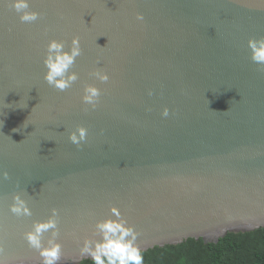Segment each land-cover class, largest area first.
<instances>
[{
	"label": "water",
	"instance_id": "obj_1",
	"mask_svg": "<svg viewBox=\"0 0 264 264\" xmlns=\"http://www.w3.org/2000/svg\"><path fill=\"white\" fill-rule=\"evenodd\" d=\"M258 228L264 0H0V264Z\"/></svg>",
	"mask_w": 264,
	"mask_h": 264
},
{
	"label": "trees",
	"instance_id": "obj_2",
	"mask_svg": "<svg viewBox=\"0 0 264 264\" xmlns=\"http://www.w3.org/2000/svg\"><path fill=\"white\" fill-rule=\"evenodd\" d=\"M80 264H264V228L231 232L217 243L189 238L177 245L156 246L128 256L110 254Z\"/></svg>",
	"mask_w": 264,
	"mask_h": 264
}]
</instances>
